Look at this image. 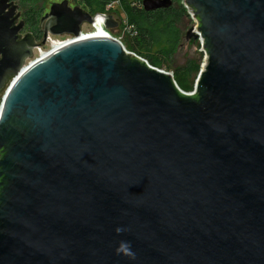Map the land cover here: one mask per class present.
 Returning a JSON list of instances; mask_svg holds the SVG:
<instances>
[{
  "label": "water",
  "instance_id": "95a60500",
  "mask_svg": "<svg viewBox=\"0 0 264 264\" xmlns=\"http://www.w3.org/2000/svg\"><path fill=\"white\" fill-rule=\"evenodd\" d=\"M184 1L192 95L92 36L113 14L55 2L29 49L0 23V264H264V0Z\"/></svg>",
  "mask_w": 264,
  "mask_h": 264
},
{
  "label": "trees",
  "instance_id": "16d2710c",
  "mask_svg": "<svg viewBox=\"0 0 264 264\" xmlns=\"http://www.w3.org/2000/svg\"><path fill=\"white\" fill-rule=\"evenodd\" d=\"M15 1L24 10L29 25L32 26L37 36L40 19L44 12V0ZM72 1L75 5H80L92 15L104 12L110 13L112 8L110 9L109 6H114V3L117 2L119 7L126 13L128 26H131L130 31L133 34V43L130 47L132 51L142 57H146L151 65H163L165 61H168L185 37L180 25L188 13L183 3L176 4V1L179 0H175L172 6L168 8L149 11L143 8L142 0ZM37 37L41 39V35ZM198 70L199 63L190 61L188 65L177 69L173 76L174 79L179 78V81H184V77L187 76L188 78L192 72L195 73Z\"/></svg>",
  "mask_w": 264,
  "mask_h": 264
},
{
  "label": "rangeland",
  "instance_id": "374dc122",
  "mask_svg": "<svg viewBox=\"0 0 264 264\" xmlns=\"http://www.w3.org/2000/svg\"><path fill=\"white\" fill-rule=\"evenodd\" d=\"M60 1L62 0H44L43 15L50 10V7L53 3L60 2ZM180 2L181 0L176 1V4L179 5ZM69 4L72 7L75 6V3H73L72 0H69ZM118 7H119V4L116 2L114 3V6L111 7L112 9L110 8L111 9L110 14L114 15V17L118 20L119 24L112 30H109V32L111 33L113 37L119 39L124 44V46L126 47L128 51L133 52L132 48L130 47L133 43V38H132L133 34L130 31L131 26H128L126 13L122 10V8L120 7L118 8ZM180 26H181V29L183 30L182 32L185 37L182 40V42L178 45V47L176 48L175 53L171 56V58L168 61H165L163 65H152V66L157 67L159 69L166 70L172 75L173 74L175 75V71L177 69L188 65L190 61L199 63V70L195 73L192 72V74L188 76V78L187 76L184 77L183 78L184 81H179V78L174 79L176 81V84L179 86V88L182 91L192 95L193 93L196 92L198 82H199L200 71L203 68V65L206 63V60H205L206 53L201 49L200 44L195 38L193 37L191 39L186 38V33L192 26V21L190 20L188 15L185 16L184 21L182 22ZM41 39L38 40L39 43L41 42ZM40 46L42 47V50L44 51L51 50L50 49L51 47L48 44H44Z\"/></svg>",
  "mask_w": 264,
  "mask_h": 264
},
{
  "label": "flooded vegetation",
  "instance_id": "af4514ba",
  "mask_svg": "<svg viewBox=\"0 0 264 264\" xmlns=\"http://www.w3.org/2000/svg\"><path fill=\"white\" fill-rule=\"evenodd\" d=\"M0 23L6 24L12 36L14 44L20 45L22 48L29 49L32 41L38 42V35H43L41 25L39 23V33L37 36L31 25H29L28 18L19 3L15 0H0ZM2 55L0 54V59ZM30 57H23L22 64H26Z\"/></svg>",
  "mask_w": 264,
  "mask_h": 264
},
{
  "label": "built area",
  "instance_id": "2783aa9c",
  "mask_svg": "<svg viewBox=\"0 0 264 264\" xmlns=\"http://www.w3.org/2000/svg\"><path fill=\"white\" fill-rule=\"evenodd\" d=\"M181 3H183V5L185 6V8H186V10H187V13H188V15H189V18H190V20L192 21V26H191V28H192L193 33L196 35V38H195V39H196V40L198 41V43L200 44L201 49L205 52V50H204V38H203L202 34L198 31V22H197V20H196V17H195V15H194V12H193V10H192L190 7L187 6V4H186V2H185L184 0H181ZM112 6H113V5H110L109 8H111ZM100 14H110V13H108V12H104V13H98L97 15H100ZM115 16H116V14H115ZM108 36H111L110 33H109ZM41 49H42V47H41ZM205 53H206V52H205ZM137 55H138V54H137ZM139 57H141L143 60H145V61H147V63H149L147 59L143 58V57L140 56V55H139ZM205 57L207 58V53H206V56H205ZM206 58H205V60H206ZM149 64H150V63H149ZM150 65H151V64H150Z\"/></svg>",
  "mask_w": 264,
  "mask_h": 264
},
{
  "label": "bare ground",
  "instance_id": "6f19581e",
  "mask_svg": "<svg viewBox=\"0 0 264 264\" xmlns=\"http://www.w3.org/2000/svg\"><path fill=\"white\" fill-rule=\"evenodd\" d=\"M108 29H106V27L105 28H102V29H100V30H98V31H96V32H94L93 33V35L92 36H108L109 35V30L107 31ZM110 35H111V33H110ZM91 36V37H92ZM112 36V35H111ZM113 37V36H112ZM51 49V48H50ZM48 51V50H47ZM51 51V50H50ZM205 65V64H204Z\"/></svg>",
  "mask_w": 264,
  "mask_h": 264
},
{
  "label": "clouds",
  "instance_id": "9594fccd",
  "mask_svg": "<svg viewBox=\"0 0 264 264\" xmlns=\"http://www.w3.org/2000/svg\"><path fill=\"white\" fill-rule=\"evenodd\" d=\"M117 231H120V230L118 229ZM121 249H126L127 250L126 254L129 255L130 257L134 258V253L131 252L130 246L128 244H126V243L122 244L120 246V248L117 249V252L119 253L121 251Z\"/></svg>",
  "mask_w": 264,
  "mask_h": 264
}]
</instances>
